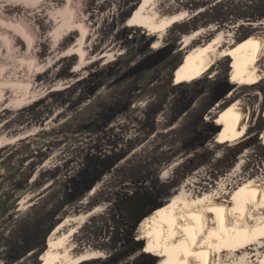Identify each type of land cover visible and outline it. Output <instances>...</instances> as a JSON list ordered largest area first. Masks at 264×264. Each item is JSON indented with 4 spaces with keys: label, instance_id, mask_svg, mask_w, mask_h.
Returning a JSON list of instances; mask_svg holds the SVG:
<instances>
[{
    "label": "rangeland",
    "instance_id": "374dc122",
    "mask_svg": "<svg viewBox=\"0 0 264 264\" xmlns=\"http://www.w3.org/2000/svg\"><path fill=\"white\" fill-rule=\"evenodd\" d=\"M69 1L9 0L20 9L17 14L0 7V15L26 22L36 42L28 52L30 45L19 38L9 43L0 39L6 50L2 64L7 66L0 79L15 78V69H22L28 73L23 77L34 81L35 91L42 94L25 106L0 108V135L10 140L0 147V264H38L54 228L95 207L102 210L87 219L76 241L81 248L104 252L105 258L83 264H131L142 254L154 263L168 249L152 242L147 249L149 239L143 243L147 246L129 242L127 228L135 219L165 205L185 185L199 196L219 187V181L231 187L241 179L264 176V79L248 84L235 80L231 68L236 59L225 58L190 80L186 50H181L183 37L197 30H203L197 44L222 32L238 41L250 34L264 36V0H160L164 15L183 8L192 13L161 39L154 33L136 34L135 26L128 24L142 0H73L81 19L91 25V42L106 44L113 52L76 76L71 67L78 55L63 56L78 36L66 32L74 24ZM158 41L161 48L175 45V53L134 80L114 86L130 67L156 51ZM24 59L35 61L33 73ZM260 66L264 69V58ZM71 79L79 80L65 89L53 87ZM227 83H235L233 89L214 103L216 88L222 92ZM236 99L252 112L245 136L232 142L225 128L215 131L223 125V109ZM113 110L118 115L107 121L105 115ZM241 162L234 180L229 174ZM147 194L150 200L142 204ZM131 248L130 258L123 257Z\"/></svg>",
    "mask_w": 264,
    "mask_h": 264
},
{
    "label": "bare ground",
    "instance_id": "6f19581e",
    "mask_svg": "<svg viewBox=\"0 0 264 264\" xmlns=\"http://www.w3.org/2000/svg\"><path fill=\"white\" fill-rule=\"evenodd\" d=\"M8 1L0 0V7L3 5L6 9L11 8V10H7V13L13 14L15 12L17 14L20 9L17 6H10L11 3H8ZM158 3H160V0H142L140 6L130 17L128 24L135 26L137 34L142 36L154 33L155 36L161 39L169 27L176 23L185 22L192 16V13L189 10H184V8L183 10L164 15L160 11ZM69 4H71L70 9H73L71 16L74 24L66 32L77 34L78 36L75 37V43L72 44L70 49H67L63 56L78 55L76 58L78 63L74 65L73 72L79 75L83 68L103 57L112 55L113 52L106 44L99 46L98 43L91 42V25L81 19V14L78 13V10L73 5V0H70ZM12 7H15V10ZM7 17L0 15V39L5 38L9 43V39L12 41L16 38V41H18L19 38L20 42L24 41V43L30 45L28 52L34 51L36 42L33 38L35 36L33 35V37L26 26H24L26 22H18L15 18L9 19ZM202 34L203 30L191 32L185 35L181 42V50H186L185 60L187 65L185 73L190 80L201 78L218 60L225 58L236 59V63L231 68V73L235 80H242L248 84L249 82L255 83L264 79V69L260 66V62L264 58V36L250 34L238 41L232 34L222 32L204 44H197L198 38ZM159 42L153 46L155 50L161 48ZM57 43L61 45V43ZM57 43L53 46L54 50L57 48ZM97 47H100L99 49L101 50L99 54H97ZM49 52L51 53V51ZM5 58V47L0 44L1 77L6 73L7 69V66L5 67L2 64V60ZM26 62L30 63L25 60V64ZM34 66L35 61L29 64V70L32 73L34 72ZM43 67L42 70L38 68V75L42 73L46 66ZM15 70L18 78H10L8 76V78L0 79V89H2L0 94H3L0 96V108L3 107L4 109L10 105L22 107L36 102L42 97L41 93L38 94L37 88V92L35 91L36 85L34 86V81L30 82L28 81L29 79L26 80L23 77V75L26 76L28 73L26 74V72L18 68ZM38 75L37 77L39 78ZM77 80L79 79H71L67 82L58 81L55 85L53 84V87L65 89ZM234 82L237 83V81ZM235 83L231 85L234 86ZM19 89V94L16 97L10 96L11 92ZM251 112L247 104L237 99L223 109L221 117L225 122V129L228 133L227 139L235 142L245 136L249 129ZM219 128L218 134L221 132L223 125L220 124ZM260 137L264 144V132L261 133ZM9 142L8 138L0 135V146H5ZM242 162L229 174V177L235 180V176L241 171ZM240 181V183L231 187L225 180L219 181V187H215L216 189L199 196L189 193L185 189V185L180 192L163 205L155 213L150 223L148 235L154 246L164 250L168 249V252H165L154 263L264 264V176L250 177ZM101 210V207H96L93 211L91 210L84 215L67 218L64 223L56 227L48 240L51 252L46 264H82L90 260L104 258V252L91 247L81 248L76 241V235L88 221L87 219H90ZM76 223L77 225H74ZM68 224H72V227L64 230Z\"/></svg>",
    "mask_w": 264,
    "mask_h": 264
},
{
    "label": "flooded vegetation",
    "instance_id": "af4514ba",
    "mask_svg": "<svg viewBox=\"0 0 264 264\" xmlns=\"http://www.w3.org/2000/svg\"><path fill=\"white\" fill-rule=\"evenodd\" d=\"M141 4V3H140ZM140 4H139V6H140ZM139 6H137V8L139 7ZM136 8V9H137ZM136 9L134 10V12L136 11ZM133 12V13H134ZM198 14V13H197ZM136 34H137V30H136V32H135ZM148 35H150V33L148 34ZM151 35H152V33H151ZM154 35V34H153ZM168 45V44H167ZM175 46V45H174ZM176 47V46H175ZM161 49V48H160ZM174 53H175V51H174ZM76 62V61H75ZM159 66V65H158ZM131 68V67H130ZM129 68V69H130ZM155 68V67H154ZM153 69V68H152ZM149 70H151V69H148V70H146V71H143V72H140V73H138V74H136V75H134V76H132V77H130V78H127V79H125V80H122V81H119V79L122 77V75L124 74H122L115 82H114V86H117V85H120V84H122L123 82H125V81H129V80H134L135 78H137V77H139V76H141V75H143V74H145L147 71H149ZM128 71V70H127ZM126 71V72H127ZM183 71H184V67L182 68V71H181V73H180V76L182 75V73H183ZM71 74H73L74 76H76L77 74L76 73H74L73 72V67H71ZM1 92V91H0ZM3 95V94H2ZM1 94H0V96H2ZM130 105H131V103L129 102L128 104H126V105H124L123 106V111H127L129 108H130ZM116 111H118V109L116 110ZM120 111V110H119ZM114 110H113V112L112 113H110V114H108V115H105V117H106V119H107V121L108 120H111L112 118H114L115 116H117L118 115V113H116L115 115H114ZM113 114V115H112ZM106 124H107V122H106ZM223 128H225V122H223ZM222 128V129H223ZM19 138V137H18ZM15 139H17V138H15ZM15 139H13V140H15ZM138 142H140V140L138 141ZM0 147H3V146H0ZM169 158H167V160H168ZM48 187V186H47ZM143 197V198H142ZM141 198H142V204H144L145 202H146V199H149L148 197H149V195L147 194L146 196H142ZM144 199V200H143ZM150 200V199H149ZM141 206H143V205H140V207ZM163 205H160V206H158L155 210H153L149 215H147V216H145V218H144V220L141 222V224L139 225V227H138V224L140 223V221L136 224V223H133V224H131V226L130 227H128L127 229H128V232H127V237H128V239H129V242H133L134 243V245H138V246H147L146 244H143L145 241L146 242H148V239H149V242H148V246H147V249H148V247H149V244H150V242L152 241L151 240V238L149 237V235H148V230L150 229V223L152 222V220H153V218H154V216H155V213H157V209L158 208H161ZM96 208V207H95ZM132 208V207H131ZM94 210V209H93ZM92 210V211H93ZM144 216H142V217H144ZM142 217L141 218H139L140 220L142 219ZM139 219H135L134 221L135 222H137ZM65 222V221H64ZM64 222H61V223H59L57 226H59L60 224H62V223H64ZM56 226V227H57ZM55 227V228H56ZM55 228H54V230H55ZM53 230V231H54ZM52 231V232H53ZM52 234V233H51ZM51 234L49 235V237L47 238V248H46V246L43 248V250L39 253V255H41V261L38 263V264H46V262L48 261V259H49V254H50V252H51V246L48 244V240H49V238H50V236H51ZM138 239H140L139 241H141V240H143V241H141V243L140 242H136V241H134V240H138ZM145 240V241H144ZM45 248H46V250H45ZM133 251V248H131V249H128L127 250V252H124V254H122L123 255V257H127V258H130V255H128V254H130L131 252ZM105 258V257H104ZM98 259H100V258H98ZM151 258H149L147 255H144V254H142V256H140V258L139 259H137L135 262H131V264H152V261L150 260ZM94 260H97V259H94ZM90 261H92V260H90ZM87 262H89V261H87ZM83 263H85V262H83ZM82 263V264H83ZM126 263H128V260L126 261ZM130 263V262H129Z\"/></svg>",
    "mask_w": 264,
    "mask_h": 264
},
{
    "label": "water",
    "instance_id": "95a60500",
    "mask_svg": "<svg viewBox=\"0 0 264 264\" xmlns=\"http://www.w3.org/2000/svg\"><path fill=\"white\" fill-rule=\"evenodd\" d=\"M176 47L174 45H166L162 47L159 50H156L154 53L140 61L138 64L132 66L127 72H125L122 77L119 79V81L125 80L127 78H130L140 72L146 71L148 69H152L156 66H158L160 63L165 61L171 54L174 53ZM227 86L226 90H223L222 92L219 91V88H216V95L213 97L214 103L219 102L223 97H225L232 89L233 85L227 83L225 84ZM220 128H218L215 132H218ZM88 189H91V186L88 187ZM140 221V219L136 222V224ZM155 264V263H152Z\"/></svg>",
    "mask_w": 264,
    "mask_h": 264
},
{
    "label": "trees",
    "instance_id": "16d2710c",
    "mask_svg": "<svg viewBox=\"0 0 264 264\" xmlns=\"http://www.w3.org/2000/svg\"><path fill=\"white\" fill-rule=\"evenodd\" d=\"M154 262V261H153Z\"/></svg>",
    "mask_w": 264,
    "mask_h": 264
}]
</instances>
